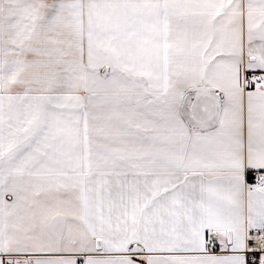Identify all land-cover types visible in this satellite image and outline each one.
<instances>
[{"label": "snow or ice", "instance_id": "snow-or-ice-1", "mask_svg": "<svg viewBox=\"0 0 264 264\" xmlns=\"http://www.w3.org/2000/svg\"><path fill=\"white\" fill-rule=\"evenodd\" d=\"M0 264H264V0H0Z\"/></svg>", "mask_w": 264, "mask_h": 264}]
</instances>
